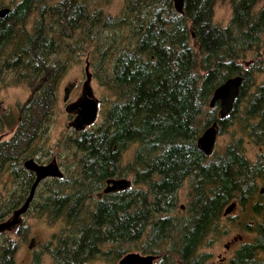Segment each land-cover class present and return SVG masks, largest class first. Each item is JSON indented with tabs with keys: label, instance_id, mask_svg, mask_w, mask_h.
Returning <instances> with one entry per match:
<instances>
[{
	"label": "trees",
	"instance_id": "1",
	"mask_svg": "<svg viewBox=\"0 0 264 264\" xmlns=\"http://www.w3.org/2000/svg\"><path fill=\"white\" fill-rule=\"evenodd\" d=\"M217 1L185 0L179 14L172 0H125L122 13L112 15L106 10L111 0H20L11 6L0 0V9L12 7L0 18V81L13 72L15 81L30 89L17 105L15 121L7 122L13 136L0 142V221L25 202L34 182L24 161L47 156L39 139L53 122L70 67L92 57L94 73L112 97L105 98L110 107L97 127L60 142L78 165L66 168L62 179L43 182L36 211L62 227L44 245L54 264H88L101 254L120 260L134 250L159 256L156 264H201L209 236L227 234L231 226L218 223L222 210L234 201L248 208L264 186V154L252 163L242 146V139L250 138L264 147L263 83L253 95L244 87L237 103L243 107L239 141L220 155L223 166H211L198 174V186L191 184L190 215L173 218L174 195L203 154L197 139L215 120L209 108L213 92L229 77L243 75L245 59L264 53V8L255 11L259 0H232L227 27L214 22ZM258 72H264L263 64ZM245 76L255 80L252 71ZM227 124L221 121V132ZM129 150L137 155L130 170H138L134 164L140 160L146 163V173L134 177L146 186L143 210L132 203L137 191L94 198L106 180L127 177L123 162ZM241 226L259 237L257 244L242 246L232 264H264L259 258L264 224ZM14 230L0 235L5 236L0 264H16L29 237L23 224Z\"/></svg>",
	"mask_w": 264,
	"mask_h": 264
},
{
	"label": "rangeland",
	"instance_id": "2",
	"mask_svg": "<svg viewBox=\"0 0 264 264\" xmlns=\"http://www.w3.org/2000/svg\"><path fill=\"white\" fill-rule=\"evenodd\" d=\"M20 0H4L6 5H12L15 2H18ZM99 1V0H94ZM101 1V0H100ZM125 7V0H111V2L106 6L107 12H109L112 15H120ZM233 16V3L232 0H218L215 4L214 8V22L222 27L229 26L231 19ZM30 25V22H29ZM252 57H249L250 59ZM264 58V57H263ZM90 61L92 64L93 58L84 56L81 58L80 61L74 63L70 69L68 70L65 78L62 81L61 88H60V95H59V108L55 113V116L53 118V122L49 127V130L47 133L43 134L41 138L39 139L40 145H42V150L44 151V154H47V156L40 158L41 161H37V157H34V159L39 162L40 164H48L53 161L54 158L57 159L58 163L62 167V171L66 173V168H75L74 163H77L75 161H69V157L73 158L76 157L74 155H71L69 152H65V149L60 147V142L63 141L65 136H73L72 130L68 129L67 127V113L65 110V106H63V96H64V88L68 83L73 82L76 79L81 80V84H83L85 80V67L86 62ZM264 60V59H263ZM264 66V65H263ZM94 68V67H93ZM91 72L94 73V69H91ZM5 73V79L4 82L0 81V113H12L14 114V118L16 117L17 113V105L19 103H23L27 100V98L30 95V89L28 85L25 82H16L15 81V75L11 72ZM255 81L256 85H260L264 82V72L260 73L255 71ZM94 87H95V95L102 99V106L100 108V114L99 117L93 127H97L103 119V115L106 112V110L110 107V105L105 102L106 97H111V95L105 90V88L100 84V81H94ZM254 87L251 89V92H254ZM250 90H248V93ZM105 96V97H104ZM104 99V100H103ZM239 115L238 119H232V121H235V124L226 126L225 130L221 132V134L218 136L215 146L214 154H222L228 145L233 143L235 139H240V135L243 133V129H241L242 122L240 113H237ZM8 115V114H7ZM91 126V127H92ZM92 127V128H93ZM6 133L3 135H0V142L8 141L11 139L14 133V128L11 130H5ZM1 133V132H0ZM242 146H245V152L247 156L252 160H257L258 156L264 154V147L260 148L255 142L248 143L246 141L243 142L242 139ZM134 151L130 150L126 152V158L133 154ZM80 157V156H79ZM131 179V178H130ZM45 184L42 183L39 187V189L36 192L35 199L31 203L30 209L27 214L23 216V221L21 224H23L29 231V237L26 242H24L21 245L20 250L18 251L16 255V264H32L31 263V256H33V261H35L37 255L39 256L40 264H54L53 260L49 257V252H45V244L51 242L53 240V237L61 232L62 227L60 224L51 223V221L43 216L40 217L38 215V212L36 211V206H39V202L41 201L42 193L46 190ZM261 186L260 189H262ZM188 188L186 185L182 188L180 192L181 200L180 204H186L187 201V193ZM230 226L229 231L227 234H220V235H210L209 236V243L204 245L201 249L202 253H214V255H217L219 253L225 254V244L230 243L234 241V238L238 236H243L244 240L242 242L235 243V248L229 251V256H233L239 245L241 243L245 242H251L254 239V236L256 235L255 230H252L251 232H247L248 228L244 227H237V225H244V224H236L232 223L230 219L221 221V225L223 227ZM254 226V225H251ZM14 232L11 234L12 237H14ZM4 237L0 238L1 240H4ZM32 239L35 240V251L31 252V249H29V244L32 241ZM234 244V243H232ZM131 249V248H129ZM107 247L103 249V251H107ZM132 252H139V251H132ZM261 259L263 258L262 255H260ZM120 260H116L113 255L111 256H99L96 260L90 261V264H119Z\"/></svg>",
	"mask_w": 264,
	"mask_h": 264
},
{
	"label": "flooded vegetation",
	"instance_id": "3",
	"mask_svg": "<svg viewBox=\"0 0 264 264\" xmlns=\"http://www.w3.org/2000/svg\"><path fill=\"white\" fill-rule=\"evenodd\" d=\"M9 8L11 9L12 7H9ZM263 8H264V0H259V3L256 6L255 11L257 13H259ZM31 25H32V20L30 21L29 27ZM260 54H261V56L259 58H250V59L247 58V59L244 60V62H243L244 71L242 73L243 75L237 74V75L232 76V77H235V76H239L240 75V76L244 77L243 84H242V86L240 88L239 98H240L241 93H242V91H243L245 86L247 88V91L250 90L249 94L253 95L254 93L257 92L259 86H261L264 83L263 82L260 85H256V81L255 80L247 82L248 79L245 76L246 72L252 71V76H254V78L256 79L255 71L258 72L259 69H260V65L261 64L264 65V60H263L264 59L263 58L264 57V53H263V51H260ZM91 69L93 70V67H92V65L90 63V71H91ZM9 73H11V72H9ZM229 78H231V77H229ZM85 80H86V75H85ZM85 80H84V82H85ZM94 81L95 82L99 81V79H98V76L95 75V73H92L90 85H91V87L93 89V92H94V95H95ZM2 82H4V80ZM84 82H83V84H81V80L80 79H76L73 82L68 83V85H66V86H69L71 88V93H70L69 100L67 102H64L62 100L63 101V106H65V110H66V113H67V120H68L67 121V127H68V129L72 130L73 133H75L77 131L74 128H72L71 123L73 122V120L77 116L78 107L73 106V109L71 110V112H68L67 108L70 105H75L76 103H78L83 98V95H84V93H83ZM223 83H221V84H223ZM253 87H254L255 91L251 92V89ZM95 97L99 100V114H100V108L102 106V99L98 98L96 95H95ZM239 98L236 100L235 105H234V109L232 110V112L224 119H220V113H219L220 112V104H219V102H217L214 107H211L210 104H209V108L211 110H213V112H214L213 116L215 118V120L211 121L209 126H211L214 122H217V123L219 122L218 123V126H219L218 136L221 134V121L228 122L227 126H230V125L235 124V121L231 122V120L233 118L234 119L235 118L236 119L239 118V115L237 114L238 112L240 113V117H241V110L243 109V107H241V106L237 107V103H238ZM0 114H1V117H2L1 119L3 120V123H4V130L0 133V135L4 136V134L6 133L5 130H11L12 131V127H10L7 122H8L9 119L12 122L15 121V118H14L15 115L12 114V113H10V115H9V113H7L8 115L5 114V113H0ZM99 114H98V117H99ZM208 127H206V128H208ZM206 128L201 132L199 137L203 134V132L206 130ZM218 136H217V138H218ZM197 141H198V139H197ZM237 141H239V140L235 139L233 142H237ZM244 141H246L248 143H253L254 142L250 138L243 139V142ZM197 147H198V145H197ZM214 151H215V149H214ZM125 155H126V153L124 154V162L123 163H124V167H125V172H127L128 175H127V177H124V178H127L130 181V186L127 189L123 190V191H117V192H112V193L124 192L126 194L127 193L130 194V191H137L139 193V195H138L137 198H133L132 199V203L133 204H137L138 207L143 210V208H144V200H145V193H146V186H145L144 182L136 183L134 177H135V175H138L141 178L146 173V163L143 160H140L137 164H134V167H137L138 170H136V171L135 170H130L131 162H133L134 159L137 158V155L135 153H133V154H130L127 158H126ZM220 155L221 154L215 155L214 152L212 154H210V155H206L204 153L199 155L200 161L194 163V165H195L194 167L196 168V171L194 172L193 175L189 176L188 178H186L184 180L183 186L174 195V202H172V206H173V209H174L175 213L173 214V218H177L178 216L182 217V218H187L190 215L188 212H189L190 206L192 205V201L195 198V196L193 194V191L191 189V184L196 181L197 186H198L199 183H200V180L198 178H200L201 175H204L205 173H207V171H209V168L211 166H215V167L223 166V163H220L221 161L218 162L219 158L221 157ZM244 155L252 163L257 161V160L250 159L247 156V154L245 152V149H244ZM216 162H218V164H216ZM57 163H58V161H57ZM58 165L62 169V167L60 166L59 163H58ZM72 165H74V167H75L78 164L74 163ZM198 174L200 175L199 177H197ZM156 177H158V176H156ZM49 179H51V178H49ZM116 179H118V178H116ZM46 180H44V181H46ZM106 185H105V187H106ZM185 185H186V187L188 188V191H189L187 193V201H188V203L180 204V200H181L180 192H181L182 188ZM39 187H38V189H39ZM105 187H104V189H105ZM104 189L94 195L95 200L101 199L104 194H111V193H104ZM208 190H209L208 184L205 183V189L203 191L205 193H208ZM92 191H93V188H92ZM90 199H91V201H90L89 205L93 209V192H92V195L90 196ZM261 199H263V201L259 202ZM234 202H236V207L234 208V210L230 214L225 215L226 208L229 205L226 206L222 210V212L220 213V217L218 219L219 220L218 221L219 224H221V221L227 220V219H230V221L232 223H236V224H244V225L264 224V187H262V189H260L257 194L253 195L252 201L250 202L249 207L247 206L248 208H245V207L242 208L238 201H234ZM142 210H141V214H143ZM178 212H180V213H178ZM258 237H259L258 235H255L254 239L251 242L241 243V245H239V247L235 251L234 255L233 256H229V251L232 250L233 248H235V243L242 242L244 240L243 236L240 235V236L234 238V241L225 244V248H226V250L224 251L225 254L219 253L217 255H214V253H211V252L206 253V258L204 260H202L201 264H232V260L237 255V252L241 249V247L246 245V244H248V243L257 244ZM32 241H34V242H32V246L29 248V249H31V252L35 251V249H36L35 248V240L32 239ZM232 243H234V244H232ZM260 255L263 256L262 260H264V253L260 254ZM260 255H259V258H261ZM33 258L34 257L31 256V263L35 264L36 259H35V261H33ZM51 260H52V258H51ZM158 261H159V256H158V259L155 261V264ZM88 264H90V262Z\"/></svg>",
	"mask_w": 264,
	"mask_h": 264
},
{
	"label": "water",
	"instance_id": "4",
	"mask_svg": "<svg viewBox=\"0 0 264 264\" xmlns=\"http://www.w3.org/2000/svg\"><path fill=\"white\" fill-rule=\"evenodd\" d=\"M174 8L177 13H184L185 0H172ZM9 7L0 9V18L6 17L10 13ZM86 80L83 88V98L75 105H70L67 108L71 112L73 106L78 107L76 118L71 123L72 128L77 131H83L87 127L93 125L98 118L99 100L95 97L93 89L90 85L92 73L90 71V62L87 60L85 67ZM243 76H235L227 79L223 84L219 85L211 98L210 106L214 107L217 102L220 104V119L226 118L233 110L236 100L240 95V88L243 84ZM71 88L66 86L64 88L63 101L69 100ZM219 133V126L214 122L211 126L206 128L203 134L198 138V148L206 155L214 152L217 136ZM24 167L35 174V180L31 186L29 194L25 202L14 212L10 217L0 221V235L12 232L15 228L21 225L23 216L30 209L31 203L34 201L36 192L40 184L47 178H64V172L59 167L57 160L54 158L48 164H40L34 158L25 160ZM104 193H112L123 191L130 186V181L127 178H110L106 181ZM236 207V202L230 204L225 211V215L230 214ZM33 242V241H32ZM31 247V246H30ZM158 256L153 254H142L141 252H130L124 255L119 264H155Z\"/></svg>",
	"mask_w": 264,
	"mask_h": 264
},
{
	"label": "bare ground",
	"instance_id": "5",
	"mask_svg": "<svg viewBox=\"0 0 264 264\" xmlns=\"http://www.w3.org/2000/svg\"><path fill=\"white\" fill-rule=\"evenodd\" d=\"M234 109V108H233ZM99 114V113H98ZM98 119V118H97ZM219 123V122H218ZM95 124V123H94ZM93 124V125H94ZM92 126V125H91ZM91 126H89V127H87L86 129H89V128H91ZM85 129V130H86ZM77 131V130H76ZM84 131V130H83ZM77 132H82V131H77ZM25 162V161H24ZM35 175V174H34ZM47 179H49V178H47ZM35 180V179H34ZM46 180V179H45ZM38 190V189H37ZM150 204V203H149ZM164 211V210H163ZM162 214V213H161ZM193 223V222H192ZM93 237V236H92ZM34 242V241H33ZM30 246H32V241L30 242V244H29V248H30Z\"/></svg>",
	"mask_w": 264,
	"mask_h": 264
}]
</instances>
